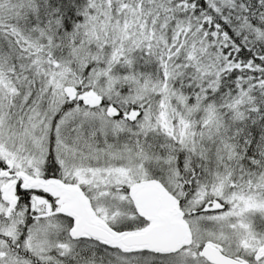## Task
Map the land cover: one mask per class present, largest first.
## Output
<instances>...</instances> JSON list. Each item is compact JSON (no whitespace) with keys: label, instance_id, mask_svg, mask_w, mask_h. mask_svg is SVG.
<instances>
[{"label":"snow or ice","instance_id":"snow-or-ice-1","mask_svg":"<svg viewBox=\"0 0 264 264\" xmlns=\"http://www.w3.org/2000/svg\"><path fill=\"white\" fill-rule=\"evenodd\" d=\"M0 264H264V0H0Z\"/></svg>","mask_w":264,"mask_h":264}]
</instances>
